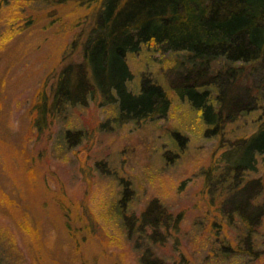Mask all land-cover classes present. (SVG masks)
<instances>
[{
    "label": "trees",
    "instance_id": "obj_1",
    "mask_svg": "<svg viewBox=\"0 0 264 264\" xmlns=\"http://www.w3.org/2000/svg\"><path fill=\"white\" fill-rule=\"evenodd\" d=\"M36 1L95 9L79 41L70 43L69 49L79 46L76 59L61 66L29 110L32 145L57 126L51 151L67 152L95 130L156 122L178 97L197 112L203 135L219 138L218 155L203 171V191L215 209L204 218L208 236L197 264L264 261V181L256 176L264 154V0H0L4 41L38 20ZM143 47L173 55L169 84L143 77L137 91L128 87L133 73L127 58ZM91 102L114 112L93 130L68 123ZM245 118L252 119L250 128L235 134L230 126ZM180 143L174 144L178 152ZM119 185L111 209L136 264H191L174 236L182 213L173 214L157 197L132 208L136 188L128 181ZM169 243L170 259L161 252Z\"/></svg>",
    "mask_w": 264,
    "mask_h": 264
},
{
    "label": "rangeland",
    "instance_id": "obj_2",
    "mask_svg": "<svg viewBox=\"0 0 264 264\" xmlns=\"http://www.w3.org/2000/svg\"><path fill=\"white\" fill-rule=\"evenodd\" d=\"M63 5L46 7L36 1L40 16L33 25L10 40L0 36V261L136 264L135 251L111 209L119 184L128 181L136 188L132 208L157 197L173 214L182 213L174 236L185 258L197 264L208 236L204 218L215 209L203 191V171L218 155L219 138L203 135L198 114L186 101L173 96L169 113L158 121L95 130L67 152L51 151L57 126L32 145L29 110L61 66L76 59L79 46L69 49L70 43L79 41L95 9ZM4 26L0 24V33ZM172 57L154 47L130 54L128 87L137 91L143 77L169 84ZM113 112L111 106L91 102L73 112L68 123L93 130ZM251 118L230 127L242 133ZM180 140L178 152L174 144ZM256 176L264 181V154L257 159ZM171 246L161 251L169 259Z\"/></svg>",
    "mask_w": 264,
    "mask_h": 264
}]
</instances>
